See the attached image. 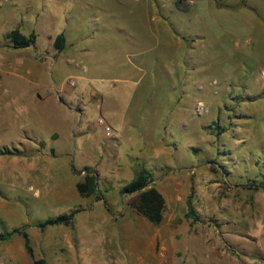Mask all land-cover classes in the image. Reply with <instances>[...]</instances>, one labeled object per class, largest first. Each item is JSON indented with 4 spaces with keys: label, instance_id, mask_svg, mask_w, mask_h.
Segmentation results:
<instances>
[{
    "label": "rangeland",
    "instance_id": "374dc122",
    "mask_svg": "<svg viewBox=\"0 0 264 264\" xmlns=\"http://www.w3.org/2000/svg\"><path fill=\"white\" fill-rule=\"evenodd\" d=\"M13 1L17 7L10 6L11 0H0V30H6L4 36L0 31V50L11 61L34 52L33 47L13 49L5 39L7 32L19 29L16 22L22 19L29 24L38 22L39 47H45L46 37L61 33L70 22H114L107 18L108 13L116 14L114 11L120 17L118 22H146L144 8L132 0H123V6L97 2L95 8L86 7L82 1L79 12L65 0L58 4L31 0L26 5V0ZM179 3L182 11L174 6L173 12L168 9V22H174L177 30L201 37L197 47L189 40L194 51L188 59L187 84L184 76H174L173 80L187 85L189 95L198 94L188 116L193 121L187 120L186 128L180 129L175 120L171 134L160 131V124L157 131L163 134L156 139L118 146L104 136L98 124L101 118L90 111L95 95L80 92L78 99L82 83L74 76L79 74L69 68L48 74L54 87L61 84L77 99L69 103L64 99L57 109L50 108L51 113L59 114L58 121L50 116L33 124V132H21V124L15 122L5 134L0 131V235L23 228L41 232L44 237L51 229L41 231L39 222L75 209L80 212L90 200L92 205L100 202L103 207L98 205L99 209L103 208L110 221L119 226L124 214L136 212L133 204L138 197L121 190L144 168L150 172L151 186L162 194L165 207L162 222L152 225L158 232V261L142 264H264V190L255 189L264 182V0ZM87 27L83 32H88ZM86 33L71 37L79 41ZM179 60L164 61L170 64ZM70 80L75 87L70 86ZM153 82L157 83L154 77ZM158 83L160 94L168 80ZM170 93L174 96L176 92L167 91ZM3 95L6 100L0 101V106L5 108L10 101L15 104L17 97H11L15 95ZM30 134L36 135L31 139L47 153L42 154L46 162L36 170L23 171L14 160L34 156L25 149L30 145L23 143ZM84 167L96 175L98 192L90 197H81L76 191V184L85 175ZM188 200L195 221L185 218ZM99 223L107 225L101 219ZM62 227L69 232L73 224ZM9 240H0V264H24L19 254L23 251H10ZM66 251L64 247L56 251L36 248L33 254L36 259L63 264ZM24 256L32 264L26 251Z\"/></svg>",
    "mask_w": 264,
    "mask_h": 264
},
{
    "label": "crops",
    "instance_id": "0c3cea01",
    "mask_svg": "<svg viewBox=\"0 0 264 264\" xmlns=\"http://www.w3.org/2000/svg\"><path fill=\"white\" fill-rule=\"evenodd\" d=\"M30 1H24V4H29ZM60 1L62 0H49L47 3L58 4ZM65 1L69 2V7L73 6L75 12L80 11L82 1L90 8H95L94 4L97 2H115L116 6H123V0ZM132 1L144 8L143 16L146 22H118L120 17L113 10L116 14L108 13L107 18L114 22L67 24L61 32L65 36V46L60 52L53 47L54 39L60 33L48 35L45 47L38 46L36 37L35 44L28 47H33L34 52L30 53V57H23L18 61L12 62L0 50V101L6 100L3 95L6 92L9 96L15 95L11 96L12 98L17 97L15 104L10 101L5 108L0 106V131L5 134L15 122L21 124V132H33V124L42 123L50 116L56 117L58 121L59 114L51 113L49 109H57L59 102L64 99L68 102L77 98L73 91L66 92L61 84L54 87L48 74L52 76L58 69L66 68L79 74L74 76L82 83L77 91L78 99L80 92L95 95L93 97L96 102L90 111H94L117 133L116 145L129 147V143L138 139H156L159 134H171L169 131L175 120L181 126L180 129H185L187 120L193 121V118L188 116L192 114L191 109L198 94L196 97L189 95L187 85L183 86L173 80L174 76L177 79L184 76L187 84L188 59L194 51L189 48V40H194L192 46L197 47L201 37L192 32L177 30L174 22H168V9L173 12L174 6L177 11H182L178 8L180 0ZM15 3L16 1L11 0L10 6L17 7ZM29 23L23 22L22 19L21 22H16V27L19 30L26 27V32L20 31L25 36L32 32L36 35L39 31L38 22ZM86 25L89 27L87 33L83 32ZM2 26L4 27L5 23H2ZM110 30H113L112 35ZM5 32L4 29L3 36ZM79 33H86L79 41L71 37ZM104 48L106 52H103ZM68 49L69 53L66 54ZM178 54H181L180 58H177ZM68 57L69 59H66ZM50 58L53 59L52 62H49ZM166 58L180 60L169 64L164 61ZM152 77L157 83H152ZM160 79L168 80V85L161 88V93L158 94L157 85L160 84ZM71 87H75V83ZM167 91L176 93L174 96L171 93L167 95ZM163 124H167L169 128L166 129ZM158 126L163 133L157 131ZM34 136L36 137L35 134ZM34 136L27 135L23 140V143L30 145L25 149L34 156H21L18 161L14 160L21 165L23 171L36 170L39 164L46 162L42 154L47 153L31 139ZM91 203L90 200L88 206L76 213L69 232L65 231L62 225L45 228L51 230L44 233V237L41 232L27 230L32 249L56 251L64 247L68 255L62 259L63 264H142L145 261H158V232L152 226L154 224L137 212L129 210L120 219L121 224L116 226L110 221L108 213L103 208L99 209L98 205H102L100 202L95 203L96 205ZM95 207L98 210H95ZM99 219L107 222V225H100ZM136 222L138 225L134 226ZM51 234L55 235L52 239ZM6 240L10 241V251H23L19 252L22 262L28 264L24 256L22 236L15 234ZM45 261L46 264H59L53 260Z\"/></svg>",
    "mask_w": 264,
    "mask_h": 264
},
{
    "label": "trees",
    "instance_id": "16d2710c",
    "mask_svg": "<svg viewBox=\"0 0 264 264\" xmlns=\"http://www.w3.org/2000/svg\"><path fill=\"white\" fill-rule=\"evenodd\" d=\"M5 39L10 44L11 48L25 49L35 44L36 35L32 32L25 36L20 32L19 29H14L5 34ZM64 46L65 36L63 33H60L55 37L53 47L57 52H60L64 49ZM83 171L85 172V175L83 180L76 184V191L81 197L95 195L98 192L96 175L89 167H84ZM255 189L264 190V182L260 183ZM121 193H137V201L135 204H133V208L136 210V212L154 225L160 224L162 222L165 201L162 194L154 186H151L150 172L148 170L140 168L137 176L122 188ZM76 213H78L77 209L54 218H47L44 221L39 222L37 227L43 231L45 228L50 226H72ZM185 218H194L193 220H196L195 212L190 200L187 202V212L185 214ZM15 234L22 236L24 240L25 251L31 258L32 264H46L44 259L34 258L29 236L23 228H14L7 233L1 234L0 240H6Z\"/></svg>",
    "mask_w": 264,
    "mask_h": 264
},
{
    "label": "built area",
    "instance_id": "2783aa9c",
    "mask_svg": "<svg viewBox=\"0 0 264 264\" xmlns=\"http://www.w3.org/2000/svg\"><path fill=\"white\" fill-rule=\"evenodd\" d=\"M69 84L71 86L74 85V82L72 80L69 81ZM198 107L200 108L201 107V104H198ZM98 124L100 125L101 127V130L104 134V136L109 139V140H117L118 139V135L117 133L109 126L107 125L103 120H98Z\"/></svg>",
    "mask_w": 264,
    "mask_h": 264
}]
</instances>
